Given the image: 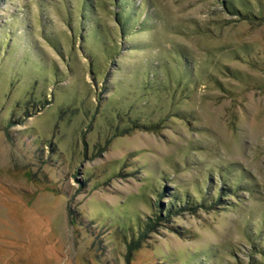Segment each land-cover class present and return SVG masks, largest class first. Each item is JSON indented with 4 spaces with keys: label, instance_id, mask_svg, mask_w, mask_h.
Instances as JSON below:
<instances>
[{
    "label": "rangeland",
    "instance_id": "obj_1",
    "mask_svg": "<svg viewBox=\"0 0 264 264\" xmlns=\"http://www.w3.org/2000/svg\"><path fill=\"white\" fill-rule=\"evenodd\" d=\"M0 264H264V0H0Z\"/></svg>",
    "mask_w": 264,
    "mask_h": 264
},
{
    "label": "trees",
    "instance_id": "obj_2",
    "mask_svg": "<svg viewBox=\"0 0 264 264\" xmlns=\"http://www.w3.org/2000/svg\"><path fill=\"white\" fill-rule=\"evenodd\" d=\"M116 6H118V5L116 4ZM116 15H118V17H119V14L116 13ZM169 212H170L169 210H166V211H165V213H167V214H168ZM151 227H152V225H151L150 223H148V224L146 225V228H145L144 230L148 231Z\"/></svg>",
    "mask_w": 264,
    "mask_h": 264
}]
</instances>
